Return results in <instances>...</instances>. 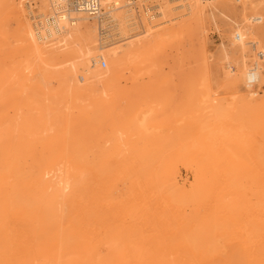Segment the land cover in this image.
I'll return each instance as SVG.
<instances>
[{
	"label": "rangeland",
	"instance_id": "1",
	"mask_svg": "<svg viewBox=\"0 0 264 264\" xmlns=\"http://www.w3.org/2000/svg\"><path fill=\"white\" fill-rule=\"evenodd\" d=\"M23 1L0 0V264H200L217 218L264 264V0H66L39 56L55 11Z\"/></svg>",
	"mask_w": 264,
	"mask_h": 264
},
{
	"label": "bare ground",
	"instance_id": "2",
	"mask_svg": "<svg viewBox=\"0 0 264 264\" xmlns=\"http://www.w3.org/2000/svg\"><path fill=\"white\" fill-rule=\"evenodd\" d=\"M64 1H66V0H50V2H51V4L53 5V8H54V14H52V15H46L44 12H43V8L46 6V2H45V0H40V9L42 10L41 11V15H40V18H38L37 20H33L32 22H34V26L32 27L30 24H27L28 25V31H27V34H28V36H29V38H30V40L33 42V44H34V46H35V49H36V51H37V55L39 56L40 55V52H39V50H38V42H41L42 40L44 41V39H49V38H54V37H58V35L60 34V33H62L63 32V28L65 27V24H61V22L60 21H64L65 23H66V25H67V19H68V14L66 15V14H61L60 16H58V14L59 13H61L62 11H63V8H64V6H63V4H62V2H64ZM69 1V0H68ZM73 1V3H74V8L73 9H71V8H69V11L71 10V11H74V13L75 12H77V13H81V14H84V15H87V16H89V17H97V16H99L100 15V13H102L101 12V10H102V5L100 4L101 3V0H96L97 1V4H98V7H97V9L96 10H94L93 12L91 11L90 12V9L88 8L89 7V3L87 2V1H89V0H72ZM127 1V5H126V7L128 8V10L129 11H131V7H132V2H131V0H126ZM17 2H18V4L22 7L23 6V4H24V1L23 0H17ZM104 3H106V4H112L113 6H116L115 7V9H118L120 6V4H119V2L118 1H116V0H104L103 1ZM69 3V2H68ZM112 5H109V7H107V9H106V11L104 12V14L105 15H107V17H108V20L109 21H107V22H111V21H113V19H112V17L110 16V13H111V10H114V8H113V6ZM182 5V4H181ZM188 5V4H187ZM190 5V4H189ZM124 6V5H123ZM28 7L30 8V5H28ZM47 7V6H46ZM178 7V6H177ZM30 12H31V10H29ZM103 14V13H102ZM118 16H119V14H118ZM122 16V15H121ZM106 17V18H107ZM150 17V16H149ZM119 19L118 20H120V25H124L125 26V22H124V20H122V19H124L123 17H118ZM153 18V17H152ZM152 18H149V20L147 19V22L145 23V24H143V25H141L140 24V26H141V28H140V26H139V28L141 29V34H140V36H139V34H136V35H134V36H131L130 38H129V40H127V42L126 43H128V44H131L135 39H138V38H140V37H150V36H152V35H154V34H156L157 32H158V26L155 24H152L151 22H150V20L152 19ZM36 19V18H35ZM73 19H77V20H79V21H87L89 18H83L82 16L80 17L79 15L78 16H76V17H73ZM30 20V19H29ZM32 20V19H31ZM71 20V19H70ZM133 23V22H132ZM70 25H76V20H75V22H71V23H69ZM135 24V23H134ZM69 25V26H70ZM130 26V25H129ZM126 27V26H125ZM69 28V27H68ZM162 30V29H161ZM122 31V30H121ZM63 40V39H62ZM67 40V39H66ZM57 42V41H56ZM44 45V44H43ZM46 46V45H45ZM45 48V47H44ZM118 48H119V46L117 47V46H113V48H111V50H110V54H112V55H115L117 52H118ZM120 49V48H119ZM48 50V49H47ZM109 51V50H108ZM88 52V54H89V51H87ZM103 52V51H102ZM86 54V53H85ZM116 56V55H115ZM100 57H102V56H100ZM88 58V57H87ZM103 58L104 57H102V58H100V61H99V63H103L104 65H106V62L103 60ZM97 59V58H96ZM89 61V60H88ZM46 63V62H45ZM44 63V64H45ZM91 65H89V68H94L95 67V65H96V63H97V61L94 59V58H92V60H91ZM46 65V64H45ZM52 66V65H51ZM88 66V65H87ZM97 66V65H96ZM28 67V66H27ZM86 70V69H85ZM95 74V73H94ZM93 74V75H94ZM255 74V73H254ZM82 77V76H81ZM95 77V76H94ZM247 77L249 78V79H251L252 77H256L255 75H252V74H248L247 75ZM80 80V79H79ZM204 81V80H203ZM101 80H99V78H97V83H98V85H101ZM247 86V85H246ZM247 87H249V86H247ZM251 94L252 93H248L247 94V97L249 98L250 96H251ZM101 95L102 96H104V97H107V94H106V92L104 91V89H101ZM212 101V100H211ZM201 104V103H200ZM210 104V103H209ZM213 104V103H212ZM211 107H212V105H210ZM214 107H215V105H214ZM214 107H212L213 108V110H214ZM212 108H210V109H212ZM212 112V111H211ZM142 113H140V114H138L137 115V119L139 120V122H140V124H141V126L143 125V120L145 119H143L142 118V115H141ZM227 121V120H226ZM145 124V123H144ZM216 144V143H215ZM201 163V162H200ZM57 180V179H56ZM58 181V184L59 185H62V187H64V188H66L67 186H68V179L66 178V177H59V180H57ZM56 186V185H55ZM57 187V186H56ZM199 211V210H198ZM201 211V210H200ZM203 211H205V210H203ZM197 213V212H196ZM201 213V212H200ZM204 213V212H203ZM205 213H207V212H205ZM192 214V213H191ZM208 215V214H207ZM225 215V214H224ZM191 216V215H190ZM198 216V215H197ZM196 216V217H197ZM205 216V215H204ZM213 216V215H212ZM222 216V215H221ZM194 217V216H193ZM192 217V218H193ZM203 217V216H202ZM215 217V216H214ZM219 217H220V215H219ZM229 218L228 219H230L231 218V216H228ZM237 217V216H236ZM198 218V217H197ZM239 218V217H238ZM252 218V217H251ZM137 219V218H136ZM205 219V218H204ZM214 219V218H213ZM218 220H219V218H217ZM220 219H221V217H220ZM192 220V219H191ZM195 220V219H194ZM217 220V222L214 224V225H211V224H206L205 226H206V229H205V231L199 236V238L196 240V241H194V242H192V241H188V243H187V241H186V246H187V248L189 249V250H191V249H193V248H195L196 247V249H197V251L199 252H201L202 254L199 256L201 259H202V262H200V264H256L255 262H254V260H249V258H248V256H247V252H245V251H243L242 250V248H240L239 246H238V242L240 241V240H238V241H235L237 244L236 245H231L230 244V242L226 239L227 238V233L228 232H230L228 229L230 228L229 226H225V223L223 222V221H221V222H219ZM222 220V219H221ZM233 220V219H232ZM242 220V219H241ZM251 220V219H250ZM252 220H253V218H252ZM251 220V221H252ZM255 220H256V218L254 217V222H255ZM226 221H227V219H226ZM231 221V220H230ZM234 221V220H233ZM233 221H231V225H233V226H235V224H237V222H234L233 223ZM257 221V220H256ZM204 222H206V221H204ZM203 222V223H204ZM219 222V223H218ZM228 222V221H227ZM245 222H246V220H245ZM249 222V221H248ZM258 222V221H257ZM199 223H200V221H199ZM209 223V222H208ZM243 223V222H242ZM250 223V222H249ZM255 224V223H254ZM245 225L246 224H244V230H245ZM239 226H241V224H239ZM263 226V225H262ZM237 227V226H236ZM252 227V226H251ZM251 227H249V228H251ZM228 228V229H227ZM232 228V227H231ZM230 228V229H231ZM234 228V227H233ZM255 228H257V227H255ZM234 229H236V228H234ZM239 229V228H238ZM259 230V229H258ZM252 231H253V229H252ZM254 231H256L255 229H254ZM262 231V230H261ZM260 230H259V232H261ZM236 233V232H235ZM242 233H243V231H242ZM247 233V232H246ZM256 233H257V231H256ZM232 234V233H231ZM231 234H228V236L229 235H231ZM234 234V233H233ZM254 234V233H253ZM252 234V235H253ZM259 234V233H258ZM262 234H263V232H262ZM241 235V234H240ZM264 235V234H263ZM246 236H248L247 234H245V237ZM262 236V235H261ZM164 237H166V236H164ZM242 237V236H241ZM250 237V236H249ZM248 237V238H249ZM253 237V236H252ZM162 238V237H161ZM168 238V237H167ZM251 238V237H250ZM258 238V237H257ZM264 238V237H263ZM163 239V238H162ZM173 239V238H172ZM176 239V238H175ZM242 239V238H241ZM164 240V239H163ZM247 240V239H246ZM258 240V239H257ZM165 241V240H164ZM184 241V240H183ZM233 241V240H232ZM243 242L242 243H244V239L242 240ZM180 242H182V241H180ZM247 242V241H246ZM256 242H258V241H256ZM165 243V242H164ZM163 243V244H164ZM168 243V242H167ZM264 243V242H263ZM162 244V245H163ZM169 244V243H168ZM168 244H166L165 243V245H168ZM258 244V243H257ZM112 245V244H111ZM172 245V244H171ZM170 245V246H171ZM246 245V244H245ZM244 245V246H245ZM256 245V244H255ZM241 246V245H240ZM243 246V247H244ZM248 246V245H247ZM182 247V246H181ZM263 247H264V245H263ZM250 248V247H249ZM260 248V247H259ZM168 249V248H167ZM170 250V249H169ZM249 250H252V248L251 249H249ZM192 251V250H191ZM184 252V251H183ZM189 253H190V251H189ZM179 254V253H178ZM251 254V253H250ZM191 255V254H190ZM196 255V254H195ZM176 256V255H175ZM181 256V255H180ZM170 257H172V256H170ZM196 257H197V255H196ZM198 258V257H197ZM229 258H231V261L230 262H228L227 260L229 259ZM183 259V258H182ZM186 259V258H185ZM168 260V259H167ZM174 260V259H173ZM181 260V259H180ZM198 260V259H197ZM172 263V262H171ZM170 263V264H171ZM178 263V262H177ZM173 264V263H172ZM174 264H176V263H174ZM180 264V263H179ZM182 264V263H181ZM193 264H195V262L193 263Z\"/></svg>",
	"mask_w": 264,
	"mask_h": 264
},
{
	"label": "built area",
	"instance_id": "3",
	"mask_svg": "<svg viewBox=\"0 0 264 264\" xmlns=\"http://www.w3.org/2000/svg\"><path fill=\"white\" fill-rule=\"evenodd\" d=\"M88 3H89V9H90V12L92 11H94V10H96L97 9V7H98V4H97V1L96 0H89V1H87ZM102 65H104L103 63H102Z\"/></svg>",
	"mask_w": 264,
	"mask_h": 264
}]
</instances>
